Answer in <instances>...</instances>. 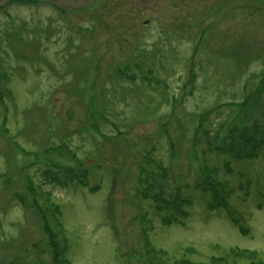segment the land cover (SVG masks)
Returning <instances> with one entry per match:
<instances>
[{
	"label": "rangeland",
	"instance_id": "rangeland-1",
	"mask_svg": "<svg viewBox=\"0 0 264 264\" xmlns=\"http://www.w3.org/2000/svg\"><path fill=\"white\" fill-rule=\"evenodd\" d=\"M0 80V264L264 261V156L227 174L207 152L264 126V0H0ZM214 168L233 195L210 211L195 185ZM140 189L191 203L185 219L163 225Z\"/></svg>",
	"mask_w": 264,
	"mask_h": 264
},
{
	"label": "trees",
	"instance_id": "trees-1",
	"mask_svg": "<svg viewBox=\"0 0 264 264\" xmlns=\"http://www.w3.org/2000/svg\"><path fill=\"white\" fill-rule=\"evenodd\" d=\"M194 49H195V51H197L198 50L197 46H195ZM139 58H146V56H142ZM136 65H137V66H135L136 70H131V68H129V66L126 65L127 70H130L131 73H133V74H131V77H128L129 80H131V81L136 79L135 74H137V73L140 74L141 71L143 72L146 70L145 68H148L146 71H148L149 74H150V71L152 70V68L149 69V66H151L150 63H145L142 59H140V63L138 62V64H136ZM138 66H140V69H137ZM112 73H114V72H112ZM125 73L126 72H123L120 70H117L114 73V77L116 78L117 82H118V80H120V78L125 79V77H123V75L125 76ZM151 73H152V71H151ZM194 78H195V76H194ZM148 80L149 79L147 77V80H144V81L146 83H148ZM185 85H186V83H184L183 86H185ZM263 86H261V87H263ZM231 93L232 94L230 96H234V92L231 91ZM0 97H1V95H0ZM241 105H243V104L241 102H239V100H228L226 102L218 101L214 105L215 108L199 114L197 116V126H196L195 130L193 131V136L191 139L193 146L195 144H198V139L201 137V135L203 133H205V132H202L203 129H205L203 125L205 122L208 121L211 114L216 113V112H214L215 109L219 110V108H221L223 106H227L229 108H233L234 110H236V108L237 107L239 108V106H241ZM237 127H238V125H236V128ZM254 129L252 130V132L254 131L253 133H251V127H249L248 129H242L241 133L245 136V139L242 140V141H245L243 145L237 144L239 146H237V145L232 146L231 145L232 147H229V145L225 143L227 141V139H229L227 136V133H225L222 137L219 135L221 142L224 143L225 145L220 144V143H216L212 139L208 141V147L207 148H209V150L207 152H214V153L218 154L219 157L225 156L228 159L224 162V165H223L224 170L226 171L227 174H229V168H231L233 171L232 165H233L234 161H243V160L255 159V158H257V156H259V154L264 156V150H263L264 149L263 148L264 147V142H263V140H264V126H259L257 129L255 127ZM208 131H211V128ZM216 133H219V129L215 130L213 136ZM207 134H209V133H207ZM249 135H251V138L246 139L249 137ZM244 136H243V138H244ZM252 136H256V137H258V139L260 138V140L258 141L256 138L254 140V139H252ZM216 144H220V147L215 146ZM212 149H214L215 151ZM43 151L41 150V152H43ZM60 154L64 156L66 153L64 154L63 152L59 153V151H54L53 154H51L52 161L59 163V161H57L56 159L58 156H60ZM34 156H35V154H32L31 157L36 159ZM68 157L72 158L71 155ZM227 161L228 162L230 161V162L227 163ZM162 167H164V166H162ZM142 168L144 169L143 166H142ZM164 168H162V170H164ZM153 170H155V168H153L152 171ZM211 170H212V175H211V177L209 176L207 178L205 186L201 183L200 184L197 183L195 185V188L200 189V192L203 195L208 197V203H206L207 209L210 211H213L218 207L224 208L223 206H225V204H226V198L232 194V192H231L232 189H230L228 187V185L224 183V180H222L220 178V176H219V178L217 177L220 174V171L216 172L215 168L211 169ZM63 171L65 172L66 170H63ZM158 171H160V173L163 172L161 170H158ZM150 176H152V174L148 175V173H146L144 175L143 179H145L146 181H147V179L150 180L152 178ZM52 178H55V177H52ZM153 182H157V181L153 178ZM143 189H144V187H143ZM142 191H143L142 189H140V191H139L140 197H142L144 199H146V197H148V199H150V201L153 203V208H154L156 214L160 217V221L163 225L168 226V225H171L172 223L182 222V219H185L186 214H187V209L191 206V203H189L187 201L183 202V199L180 196V194H179V198L182 199L183 203L181 202V200L174 201V200L170 199V197H168V195H167V197L161 196V195L159 196V194H156L154 192L153 194H151L149 196L148 194L147 195L144 194V192H142ZM220 191L222 192L221 196L216 193V192H220ZM56 211L59 212L58 209H56ZM41 212H42L41 218L43 221L42 227H43V229L46 228V231L49 234V236H48L49 242L48 243L50 244V241H51V243L55 247V250L58 251L59 250L58 244H59L60 239H62V237H63L64 241L66 239L65 235H64V231H65L64 226H63V224H60V225L58 224L57 226L55 225V227H53V225H52L53 221H50L48 219V212H45V211H41ZM56 227H58L57 228L58 230L55 232L53 228H56ZM61 231H62V233H61ZM53 233H56V235H54L55 237H53ZM47 246H49V245L47 244ZM239 250L240 249H236V248L230 249L229 252L225 253L223 256L218 257V258H213L212 262H214V263H212V264H228L231 261L233 263L234 262L237 263V261H243L247 264H264L263 259H261V257L259 256V254L257 252L245 250V249H242L243 252L239 251ZM55 256L57 257L56 253H55ZM56 264H70V263L66 259H62V263H56ZM170 264H199V263L191 261L187 258H176Z\"/></svg>",
	"mask_w": 264,
	"mask_h": 264
}]
</instances>
